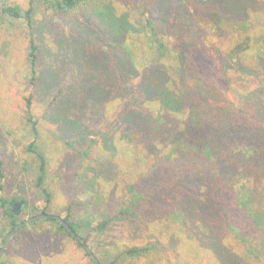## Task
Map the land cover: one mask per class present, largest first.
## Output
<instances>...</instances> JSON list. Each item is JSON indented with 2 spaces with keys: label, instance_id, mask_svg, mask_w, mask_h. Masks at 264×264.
Returning <instances> with one entry per match:
<instances>
[{
  "label": "rangeland",
  "instance_id": "rangeland-1",
  "mask_svg": "<svg viewBox=\"0 0 264 264\" xmlns=\"http://www.w3.org/2000/svg\"><path fill=\"white\" fill-rule=\"evenodd\" d=\"M14 4L26 9L30 0H0V13ZM31 4L30 21L6 14L0 20L1 194L44 206L28 166L33 153L26 147L34 140L47 156L51 214L64 217L67 206L115 213L129 196L127 184L145 192L136 217L115 214L91 236L87 244L96 257L158 238L167 250L135 264H264L263 235L252 231L232 191L264 189V0H90L55 15L42 0ZM147 17L166 44L157 62L156 46L145 39ZM30 38L38 45L33 82ZM27 101L37 136L24 118ZM220 121L234 128L215 127ZM66 142L88 156L78 157ZM252 151L260 156L242 168L240 157ZM192 168L212 183L222 179L212 186L224 197V210L210 204L218 200L210 187L200 188L192 196L200 208L182 201L187 218L175 221L151 194ZM39 220L11 237L4 264H89L74 239ZM189 225L190 241L182 237ZM231 225L246 230V238Z\"/></svg>",
  "mask_w": 264,
  "mask_h": 264
},
{
  "label": "trees",
  "instance_id": "trees-1",
  "mask_svg": "<svg viewBox=\"0 0 264 264\" xmlns=\"http://www.w3.org/2000/svg\"><path fill=\"white\" fill-rule=\"evenodd\" d=\"M88 1L90 0H42V3L47 9L50 10L51 13H53V15H55L66 14L69 11L76 9L80 5L87 3ZM31 2L32 0H30V4L26 9H22L17 4L1 7L0 20H2L4 15L6 14L14 18L23 17L27 21H30L32 12ZM140 13V15H143L144 11L140 10ZM237 26L240 30H246L248 24L242 19H239L237 20ZM143 27L145 29V39L147 43L149 45L156 46L157 52L155 53L153 59L155 62H157L165 54L166 44L159 38V34L156 31V25L153 23L150 17L144 19ZM28 43L29 44L27 46L26 60L30 69V81L33 82L36 74L38 45L33 38H30ZM24 118L30 124V129L33 132V135L37 136V129L35 126L36 121L32 119L29 101H27L26 103ZM157 121L158 123H161L160 119H157ZM206 123L207 122H205L204 125H206ZM214 126L221 130H224L226 128H234L233 125L231 126L230 124H226L222 121L215 122ZM211 132L213 133L214 131L212 130ZM66 143L68 148L74 151L78 157L88 156L87 150L77 149L72 142ZM26 150L33 153V161L28 163V166L31 165L30 168L33 170L32 182L35 190V195L39 200H42L44 202V206L38 208L34 204H30L26 199H22L20 195H2L0 192V246L2 244L4 236L9 231H11L17 223L25 219V215H23V213L27 212L29 216H35L41 213L51 214L49 210V204L51 203V191L46 183L47 156L44 150L38 147L37 143L34 140L30 142V144L26 147ZM255 156L259 157L260 154H257V151H252L250 153V156L247 153L244 156H241L240 162L242 164V168L252 167V162L255 160ZM220 157L221 155L215 156L214 163L218 164ZM244 157H247V160H245ZM105 160L106 158H104L103 160L97 159V163L105 162ZM180 162L185 163L184 158H181ZM1 163L2 161L0 160V190L2 189L1 181L4 178ZM178 167L184 168L179 162ZM227 168L228 170H232V168L230 167ZM25 169H28V167L25 166ZM190 170L191 171L183 170L184 172H181L180 174H174L167 180L162 182L163 184L161 186L158 185V189H154L153 194H151L152 199L154 198L155 200H162L163 202H165L162 210L164 212L167 211L168 213L170 211L169 215L170 217H172V219L174 217L173 220L183 221L185 219V215L187 218V214L182 201H184L183 203L189 204L190 206L194 205L199 209V205L201 203L196 202L192 198L193 193L200 188L210 187L212 193H214V196L218 198V200L212 198V200H210V204L213 203L212 205L223 206L221 212L223 213L225 206L223 202L225 201V199L222 195H219L218 187L212 186H220L222 183V179L218 178L214 183H212V181L209 180V175L201 173L200 169L192 168ZM184 173L188 175H184ZM223 175L224 174H221L219 176L222 178ZM229 175L230 179L234 180L233 175H237V171L233 169V171L229 172ZM198 181H200L199 186L195 187L193 184ZM240 187L241 188L239 189L237 194V190L232 189V191L234 192V198L236 197L238 209L241 211L242 215L245 218L249 219L252 231H258L261 235H263L264 238V189L254 191L253 189L244 185H241ZM126 189L129 192V196L117 203L114 208L115 213L111 212L108 209H98L92 211L85 210L82 213H77L74 210H70V207L67 206L68 212L62 218L68 223V225L74 230V232L83 239L84 243L80 242L75 236L70 234L66 230V228L62 224H60L54 217L46 218L42 221L48 222L49 226L53 227L50 228L51 233L53 232V234L67 235L74 239L80 247L84 248L85 254L88 256L89 264H94L92 257L85 249V245H88L87 243L90 240L91 236L95 232H101L105 228H107L115 214H125L130 217H136L140 209L141 201L146 197L145 192L139 190L134 183L127 184ZM182 198H184V200ZM168 199L173 202L172 206H170V204H166ZM18 200H23L20 207L21 213H15L12 209L14 202ZM211 208L216 209V206H213ZM196 215H199V213H197ZM38 221L41 220H35V222ZM25 227L26 225L18 229L14 233L12 240L17 238V234L19 233V231L25 229ZM231 227V229H234V231L238 233L237 235L239 237L241 236L243 239L246 238V233L248 232L242 227H233L232 225ZM182 237L183 239L186 238L188 241L195 238L194 232H192L190 225L187 227L186 234L182 235ZM246 248L249 251L255 249V247L251 245L247 246ZM166 250L167 247L166 245H164V242L158 238H155L153 240L147 241L144 244H132L122 247L117 251L97 258L98 264H135V260L141 257H145L148 255H155L158 257ZM0 264H4L3 259L0 260Z\"/></svg>",
  "mask_w": 264,
  "mask_h": 264
},
{
  "label": "water",
  "instance_id": "water-1",
  "mask_svg": "<svg viewBox=\"0 0 264 264\" xmlns=\"http://www.w3.org/2000/svg\"><path fill=\"white\" fill-rule=\"evenodd\" d=\"M23 200H21L20 202H14L13 204V211L15 213H18L19 210L21 209V204H22ZM50 217H54L60 224H62L66 230L72 234L73 236H75L80 242L84 243L83 239L80 238V236H78L74 230L68 225V223L59 215L57 214H46V213H41V214H37L35 216H29L26 217L24 220H22L21 222L17 223L13 229L11 231H9L5 236L4 239L2 241V244L0 246V258L5 250V247L7 245V243L9 242V240L11 239V237L14 235V233L20 229L22 226L37 220V219H46V218H50ZM85 249L88 252V254L92 257L94 264H98V258L93 254L91 248L88 245H85Z\"/></svg>",
  "mask_w": 264,
  "mask_h": 264
}]
</instances>
